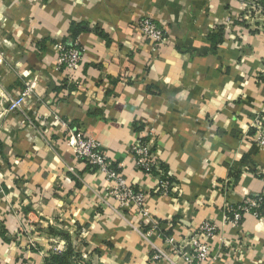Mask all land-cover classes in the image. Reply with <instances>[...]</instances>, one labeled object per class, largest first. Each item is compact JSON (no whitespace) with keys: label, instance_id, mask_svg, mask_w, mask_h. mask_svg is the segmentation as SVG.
<instances>
[{"label":"crops","instance_id":"0c3cea01","mask_svg":"<svg viewBox=\"0 0 264 264\" xmlns=\"http://www.w3.org/2000/svg\"><path fill=\"white\" fill-rule=\"evenodd\" d=\"M146 16L165 33L157 52L136 31ZM252 18L236 0H0V264H183L177 248L207 221L221 229L208 264H264V210L224 223L264 198V22ZM74 41L84 60L69 85L56 47ZM143 124L169 194L133 167ZM76 134L145 194L143 213L76 158Z\"/></svg>","mask_w":264,"mask_h":264},{"label":"built area","instance_id":"2783aa9c","mask_svg":"<svg viewBox=\"0 0 264 264\" xmlns=\"http://www.w3.org/2000/svg\"><path fill=\"white\" fill-rule=\"evenodd\" d=\"M236 1L245 6L247 14L254 17L252 19L264 22V5L262 4V0ZM136 31L156 52L158 51V46H160L165 38V33L159 24L147 16L137 22ZM55 60L56 67L60 70L63 69L65 72L66 83L69 85L73 84L74 73L79 70L84 60L83 51L79 43L74 41L72 43L57 45ZM263 118L264 111L256 116L253 127L260 130L259 125ZM141 127L142 130L139 132L138 140L130 149L133 167L135 170L146 175H158L161 193L169 194L171 192V183L164 176L162 163L155 153V131L152 126L147 124H143ZM68 142L69 147L78 160L94 166L105 176L107 182L114 183V188L110 194L121 207H134L143 213L145 194L136 190L127 182L118 166H112L100 142L84 134L72 135L69 137ZM259 143L264 146V137L260 139ZM263 203V197H259L247 199L237 206L230 207L225 214L224 223L234 227L241 226L248 213L256 216L259 214ZM220 230L216 224L209 221L204 222L196 229L189 237L186 248H177L183 264H208L210 250L207 240L218 236L221 233ZM74 244L76 243L74 242ZM77 262V258L73 255L69 258L68 264H77Z\"/></svg>","mask_w":264,"mask_h":264},{"label":"trees","instance_id":"16d2710c","mask_svg":"<svg viewBox=\"0 0 264 264\" xmlns=\"http://www.w3.org/2000/svg\"><path fill=\"white\" fill-rule=\"evenodd\" d=\"M75 34H76V32H74V35L73 36H75ZM113 167H116V166H114V165H112ZM264 199V198H263ZM264 210V203L262 204V206H261V208H260V211H259V214L258 215H260V212L261 211H263ZM257 215V216H258ZM58 263H60V264H68L69 263V258H67V259H62V260H60Z\"/></svg>","mask_w":264,"mask_h":264}]
</instances>
